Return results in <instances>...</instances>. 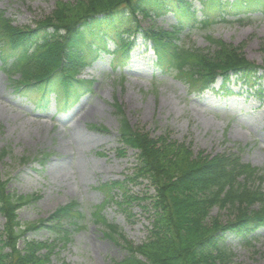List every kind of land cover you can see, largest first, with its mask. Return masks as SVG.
<instances>
[{"label":"rangeland","instance_id":"rangeland-1","mask_svg":"<svg viewBox=\"0 0 264 264\" xmlns=\"http://www.w3.org/2000/svg\"><path fill=\"white\" fill-rule=\"evenodd\" d=\"M160 1L144 7L148 16L138 11L136 21L123 27L127 30L120 33L122 42L108 39V54H100L76 74L78 79L91 78L94 83L88 92L69 95L67 107L62 105L64 93L58 89L56 102L50 92L44 98L47 106L39 107L32 101L39 95L37 90L15 93L0 70V151L8 150L0 160V178L8 181L9 191L39 195L36 203L17 211L20 222H38L71 200L80 204L87 217L81 229H72L67 242H58L42 227L28 233V239L39 242L55 240L52 259L57 264H113L126 255L122 238L134 246L147 240L153 189L146 181H124L132 172L136 153L117 140L114 100L132 127L148 131L152 137L168 132L172 140L189 145L194 157L200 152L205 156L237 152L242 162L264 173V78L250 84L232 78L222 85L217 77L199 87V82L189 85L188 78L162 74L143 33L151 23L167 30L177 23L169 14L155 19L153 9ZM193 4L199 7L198 0ZM54 7V0H0V9L17 27L34 28ZM225 19L184 30L188 31L184 41L212 54L215 45L207 39L211 36L239 47L247 61L260 64L264 16L247 12ZM121 44L127 46L126 56L119 55ZM18 76L13 73L11 78ZM113 181L122 182L121 187H101ZM123 191L138 198L126 202ZM99 205L101 215L120 231L112 235L116 241L105 233L106 227L90 219V211ZM211 215H220L224 221L231 214L214 208ZM2 223L0 215V229ZM258 235L256 255L228 237L238 264H264V231Z\"/></svg>","mask_w":264,"mask_h":264},{"label":"trees","instance_id":"trees-1","mask_svg":"<svg viewBox=\"0 0 264 264\" xmlns=\"http://www.w3.org/2000/svg\"><path fill=\"white\" fill-rule=\"evenodd\" d=\"M154 1L54 0L50 16L34 28L13 25L0 9V70L8 76L14 92L23 94L28 87L37 90L39 95L32 101L39 107L45 108L48 102L44 98L57 89L64 93L62 102L66 104L67 95L88 92L93 84V80L78 79L76 74L99 51L108 52V39L122 42L120 33L127 30L123 27L136 21L138 11L148 16L144 7ZM198 4L199 7L194 5L193 0H163L154 7L155 18L169 14L177 21L169 30L151 23L143 32L152 44L159 71L188 78L189 85L199 87L217 75L222 76L223 82L235 75L237 80L249 84L264 78V56L260 64L247 61L239 47L211 36L207 39L215 45L212 54L184 41L187 25V30L204 28L225 21L226 16L247 12L264 16V0H198ZM121 45L119 55L126 56L127 46ZM260 48L264 52V38ZM13 73L19 76L11 78ZM113 110L118 121V142L136 153L132 172L124 181H146L153 189L147 240L134 246L122 238L126 255L113 264H238L229 236L241 248L258 254V233L264 231L261 169L242 162L237 152L215 156L200 152L194 157L189 145L172 140L168 132L152 137L150 132L132 127L116 100ZM123 152L117 149V154ZM6 154L8 150L3 148L0 160ZM7 182L0 178V264H57L52 259L56 248L53 241L67 242L72 229H81L87 217L80 204L71 200L47 218L23 223L17 211L36 203L39 195L9 191ZM120 183L113 181L101 187H121ZM123 198L127 202L138 197L123 191ZM214 208L231 215L222 221L220 215H211ZM90 219L106 227L105 233L116 241L112 235L120 231L101 215L100 205L92 208ZM39 227L53 233L55 240L48 243L28 239V233Z\"/></svg>","mask_w":264,"mask_h":264}]
</instances>
